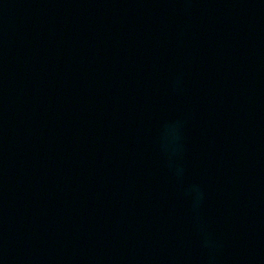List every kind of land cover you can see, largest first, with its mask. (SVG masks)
I'll return each instance as SVG.
<instances>
[{"label": "water", "instance_id": "water-1", "mask_svg": "<svg viewBox=\"0 0 264 264\" xmlns=\"http://www.w3.org/2000/svg\"><path fill=\"white\" fill-rule=\"evenodd\" d=\"M0 264H264V0H0Z\"/></svg>", "mask_w": 264, "mask_h": 264}]
</instances>
